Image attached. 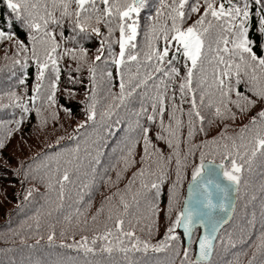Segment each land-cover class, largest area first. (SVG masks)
I'll return each instance as SVG.
<instances>
[{"label":"snow or ice","instance_id":"1","mask_svg":"<svg viewBox=\"0 0 264 264\" xmlns=\"http://www.w3.org/2000/svg\"><path fill=\"white\" fill-rule=\"evenodd\" d=\"M6 4L15 13V19L4 21L3 26H0V40L13 39V34L4 29L14 28L16 22L27 29L30 47L21 40H15L18 50L10 59L13 65H20L22 69L29 66V60L35 64L36 84L33 95L29 97L33 105L41 96L46 78L49 81L47 102L49 107L55 105L61 75L60 61L67 56L76 62L77 72L81 65L88 66L92 95L87 104V119L94 121L97 115V62L107 63L110 58L120 76L119 93H111L112 103L108 110L100 113L101 120L111 118L115 110L126 106V102L139 94L141 105L135 115L146 116L150 123H155L159 118V132L155 139L163 141L170 150L166 155L150 139V128L142 127L143 166L133 173V179L126 189L127 192H132V186L139 179L140 188L132 193L131 203L120 192L113 194L119 197L117 204H111L113 196L107 197L110 206L102 227L97 221L104 212L103 205L91 217V236L81 234L80 239L75 240L74 233L73 243L60 246L82 252V264H147L143 259L134 258L135 254L147 256L150 252L168 250H171L173 257L168 264H175L174 258L181 257L182 235L184 243L180 264H211L216 250L214 241L219 239L223 243L218 233L229 223L235 210L233 192H236L238 199L244 173H251L257 161L264 167V107L234 134L228 133L229 124L226 123L235 121L238 112L246 113L258 104L264 106V0H191V3L189 0H171V3L161 5L169 9L170 26L167 23L160 27L151 25L150 31L145 33L146 44L140 48L136 42L138 18L148 0H6ZM252 5L259 11L258 24L255 25L251 23ZM56 10L60 12L59 18L55 15ZM196 13H199V17L185 27L192 14ZM156 15L160 16L161 12L157 10ZM65 18L69 20L73 33L67 38L69 41H74L77 37L87 38L83 34L89 31L101 37L100 26L103 24L107 28V35L100 40L97 55L91 63H88V53L84 47L62 49L61 41H57L55 33L49 29L50 24L62 26ZM117 31L119 37L113 40V33ZM60 36L63 39V31ZM114 43L119 46L118 54L113 51ZM102 57L105 58L103 61ZM5 59L9 57L6 55ZM133 62L136 65L135 72L130 67ZM177 63L183 67V74ZM126 66L127 79L124 70ZM106 75L111 79L113 73L107 71ZM69 79L73 83L78 82L72 76ZM24 82L23 79L20 80L21 84ZM142 88L145 91L138 93V89ZM149 88L154 93L150 97ZM68 95L72 97L75 93L68 90ZM9 97L24 112L29 111L26 103H19L21 98L15 92L9 93ZM145 99L151 101L150 114L148 106L144 104ZM37 114H40L39 109ZM52 116L55 118L56 113L53 112ZM20 122L17 121V125ZM115 123L119 124L120 121ZM136 123L140 127L139 119ZM214 124L218 127L223 125L218 135L198 144L192 143L198 133L207 136L208 129ZM84 127V124L79 125V128ZM182 144L187 145L183 152ZM135 145L136 142H133L124 157L125 170L136 163L131 159ZM3 147L4 144L0 141V148ZM74 151L78 152L79 146ZM190 159L187 194L173 219ZM173 161L175 179L169 189L167 207L170 223L164 238L153 244L136 234L141 218L132 208L135 205L139 210L141 198L145 199L150 213L146 217L149 223L140 226V231L147 230V235L151 237L155 229L154 217L158 213L156 201L161 195L162 186L169 179ZM96 163H99L98 158ZM119 176L118 173V179ZM65 182L71 183L67 170L57 180L60 201L65 198ZM48 188L53 190L51 181ZM33 191L35 189H28L24 199L28 200ZM261 192H264V184L261 185ZM150 193L152 195L149 199ZM62 207V203L58 204L56 210ZM51 214L48 212L49 216ZM76 214L83 215L79 209ZM64 219L71 223L72 217L65 216ZM81 224L83 233L88 229V220H77V226ZM39 226L37 221V228ZM49 227L51 230L47 240L51 244L56 238V232L55 225ZM197 228L203 229L202 234H197ZM181 229L182 234L178 232ZM65 234L64 230L60 232L61 237ZM241 242L246 244L247 240L241 237ZM228 243L235 247L232 233H228ZM193 245L196 246L195 258ZM244 254L247 255L246 252ZM228 264H239L238 256ZM247 264H264V231L260 233Z\"/></svg>","mask_w":264,"mask_h":264},{"label":"trees","instance_id":"2","mask_svg":"<svg viewBox=\"0 0 264 264\" xmlns=\"http://www.w3.org/2000/svg\"><path fill=\"white\" fill-rule=\"evenodd\" d=\"M191 3V0H189ZM171 3V0H148V4L142 9L138 18L139 29L137 36L138 48L146 44L145 33L150 31V27L156 24L160 27L167 23L169 9L161 7L162 4ZM253 7V18L251 23L258 24L259 11L256 6ZM49 8L51 4L49 2ZM157 10L161 15L157 17ZM59 18V10L55 11ZM199 17V13L192 14L191 19L184 25L187 27ZM0 26L4 21L15 19V13L7 7L6 0H0ZM101 37H97L90 31L87 38L77 37L74 41L67 38L71 32L69 20L64 19L62 26L54 24L49 25L57 41H61L62 49L64 47H84L88 53V63H91L97 55V49L100 47V40L107 35V28L102 24ZM6 31L13 34V39L0 40V141L4 147L0 148V264H82L84 255L74 249L61 247V244L73 243L74 239L79 240L81 234L91 236L93 227L91 217L97 213V210L103 205L104 212L98 218L97 224L102 227L105 217L108 213L109 202L107 197L120 192L125 194L126 199L131 203L132 193L140 188V181L137 178L132 186V192H127V186L133 179V173L142 167L141 157L143 156V139L141 135L142 127H149V137L153 143L164 150L167 155L170 150L167 149L163 141L155 139L159 132V118L155 123L146 120V116L137 117L136 112L140 110V95L133 96L126 106L115 110L111 118L101 120L100 113L108 110L112 103L111 93H119L120 76L115 66L108 58L107 63L97 62L99 65L97 71L96 93V119L88 121L87 104L92 95V82L89 77L88 66L83 64L77 72L76 62L70 57H65L60 61L61 75L56 91V103L49 107L47 102L48 84L46 78L44 87L41 89V96L33 105L29 97L33 95V89L36 84V67L29 60L28 67L22 69L20 65H13L11 57L16 53L17 45L15 40H21L28 44L30 42L27 36V29L19 22H16L14 28H6ZM63 31V39L60 32ZM119 33H113V40L118 39ZM162 44L163 41H160ZM61 49V50H62ZM146 50V47H145ZM113 51L118 54V44H113ZM9 59H5V56ZM22 59V57H19ZM105 58L102 57V61ZM130 67L133 72L136 70L135 63ZM177 67H183L177 63ZM125 79H127V66L125 67ZM107 71H112L113 75L109 79ZM144 69H141L143 73ZM69 76L76 79L73 83ZM24 80L23 84L20 80ZM151 83V82H150ZM68 90L75 93L69 97ZM243 91V85H241ZM145 90L138 89V93ZM15 92L21 99L19 103L27 104L28 112H24L21 107L16 106V101L10 99L9 93ZM149 97L153 95V90L148 89ZM235 98V97H233ZM150 99H145L144 104L148 106L151 113ZM187 105H185V108ZM264 107L258 104L251 111L246 113H237L235 121H227L229 124L228 133L234 134L240 127L247 124L256 113ZM37 109L40 114H37ZM70 109V111H65ZM236 111V109H233ZM56 116L53 118L52 113ZM139 119L140 127L137 126ZM119 120L117 124L115 121ZM17 121H21L17 125ZM186 121V117H185ZM168 122L167 114L165 123ZM84 124V128L79 125ZM223 125H212L208 129V135L198 133L192 143H200L205 139H211L219 134ZM187 127L185 124V136ZM11 133V135H9ZM61 137L63 139H61ZM75 137V139H73ZM59 141V143H57ZM136 142L135 151L131 159L136 163L127 167L125 170L124 157L127 155L128 148ZM79 146V151H74ZM187 145L182 144V152L186 150ZM198 156V152H197ZM98 158L99 163H96ZM198 162V161H197ZM79 165V167H77ZM67 170L70 175L71 183L65 182V198L63 201L58 199L59 180L64 171ZM191 159L189 168L185 170V179L180 188L178 197L179 203L173 211L175 213L182 207V202L187 193V185L190 180ZM120 174L119 179L117 174ZM175 179V166L169 170V179L162 186L161 195L156 201L158 213L154 217L155 229L153 235L149 237L147 230L140 231V226L149 223L146 219L150 215L148 205L144 198H141L139 210L135 205L133 212L141 218V225L137 227L136 234L141 239L150 240L155 244L164 238L169 226L167 207L169 201V189L172 181ZM51 181L53 190H49L48 183ZM264 184V167L260 166L259 161L254 165L251 173L245 172L239 190V198L235 216L232 222L224 228L220 237L223 243L218 239L216 250L211 264H228L238 256L239 264H247L250 259L254 246L258 243L260 233L264 231V216H262V202H264V192H261V185ZM28 189H35L28 200L24 197ZM149 194V199L151 198ZM255 197V199H253ZM118 196H113L111 204H117ZM63 207L56 210L58 204ZM79 209L82 216H77L76 210ZM48 212L52 214L49 216ZM65 216H71V223L65 221ZM88 220V229L81 233V224L77 226V220ZM39 221V228H37ZM249 221L252 223L249 224ZM49 225H55L56 238L49 244L47 236L51 230ZM64 230L65 236L61 237L60 232ZM180 232V230H178ZM201 234L200 230L196 231ZM182 234V232H180ZM228 233L233 234L235 247L228 243ZM43 237V239H41ZM241 237L247 240V243L241 242ZM184 237L181 235V257H175V264H180L182 258V248ZM196 246L193 245V258H195ZM247 253L245 255L244 253ZM136 259H143L147 264H168L172 259L171 250L160 253H149L142 256L136 253ZM89 259H94L89 257ZM95 259H98L95 258Z\"/></svg>","mask_w":264,"mask_h":264},{"label":"water","instance_id":"3","mask_svg":"<svg viewBox=\"0 0 264 264\" xmlns=\"http://www.w3.org/2000/svg\"><path fill=\"white\" fill-rule=\"evenodd\" d=\"M186 194H187V193H186ZM232 195H233V202L235 203V210H234V212H232V214H231V219H230L229 223L226 224V225H224V227L221 229L220 233H218V236H220V234H221V232L224 230V228L227 227V226L232 222V220H233V218H234V216H235L236 209H237V204H238V199L236 198L237 194H236L235 191L233 192ZM198 230H200V231H201V234H202L203 229H202V228H197L196 231H198ZM180 232H182V229L180 230ZM217 241H218V240H217ZM217 241H214L215 246H216ZM214 254H215V253H214ZM213 257H214V255H213ZM212 259H213V258H212Z\"/></svg>","mask_w":264,"mask_h":264}]
</instances>
